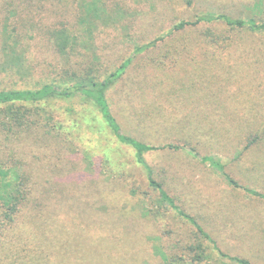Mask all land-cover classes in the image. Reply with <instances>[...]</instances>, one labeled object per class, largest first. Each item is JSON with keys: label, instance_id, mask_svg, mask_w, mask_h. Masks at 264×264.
I'll return each instance as SVG.
<instances>
[{"label": "trees", "instance_id": "obj_1", "mask_svg": "<svg viewBox=\"0 0 264 264\" xmlns=\"http://www.w3.org/2000/svg\"><path fill=\"white\" fill-rule=\"evenodd\" d=\"M118 8L114 4L108 9L104 0H0V72L16 65L10 61L23 59V42L36 34L68 60L82 55L80 35L94 37L101 24L120 17L121 36L131 35L138 21L142 24L143 17H133L140 10L128 0H120V13ZM149 8L159 14L151 26L165 21L169 27L126 43V54L112 70L75 60L82 63L68 80L0 89V264H90L98 259L103 264L104 258L113 257L104 245L117 240L120 264H260L223 252L207 228L219 214L224 222L243 216L238 202L221 197L215 205L188 180L184 195H199L194 199L200 202L198 209L214 208V214L191 213L169 192L183 173L151 164L148 156L183 153L206 164L231 191L264 200V0H161L150 2ZM52 99L88 105L103 128L132 150L156 193H143L147 206L140 218L166 221L156 226V233L140 235L133 215L116 217L117 225L94 221L81 231L73 226L74 231L64 232L58 226L48 193L62 195L52 201L54 209L62 210L60 199L73 192L71 209L85 215L93 209L95 189L91 183L80 185V178L72 183L74 190L63 185L75 162L63 154L65 138L59 134L64 119H49L37 105ZM35 146L48 149L30 156L26 150ZM81 157L86 172L95 173L98 166L91 156L89 162ZM62 186L69 191L62 194ZM44 204L49 206L42 208ZM169 217L189 227L177 232L180 227L170 226ZM90 239L97 249L91 248ZM214 253L217 261L210 263Z\"/></svg>", "mask_w": 264, "mask_h": 264}, {"label": "rangeland", "instance_id": "obj_2", "mask_svg": "<svg viewBox=\"0 0 264 264\" xmlns=\"http://www.w3.org/2000/svg\"><path fill=\"white\" fill-rule=\"evenodd\" d=\"M104 1H106L108 9L116 4L119 7L117 10L120 13V0ZM158 1L161 0H128L132 6L140 10L133 17H143L142 24L138 21V24L140 23L139 28L137 30L133 29L131 35L121 36L120 17L113 23L101 24L98 30L95 31L94 37H90L87 34L83 35V33L80 35L78 39V53L82 55L76 54L69 60L67 59V55L55 52L53 46L41 34L34 35L33 40L25 39L23 42L26 45L23 59L19 62L10 61V63H15L16 65H10L4 72H0V89L36 88L44 82H60L62 79L68 80L67 76H71L73 70L77 71L78 66L76 64L82 63L76 62L79 60H82L83 64H92L93 67L100 71L112 70L120 62V57L126 54V43H132L137 36L138 38L142 35V37L146 38L152 37L155 34L157 36L163 29L165 30L169 27L165 21L160 26H151L153 18L159 16V14H157L155 9H150L149 4L150 2ZM77 2L79 3V0ZM194 11V8H192L188 10L187 14L192 16ZM127 30L131 31L126 29L123 32H127ZM19 31L21 32V30ZM22 32L24 33L25 31L23 30ZM28 44L29 47L27 46ZM92 52L96 55H93ZM1 59L3 60L0 57V61ZM142 70V68L139 69V71ZM80 71V74L84 73L83 69H80ZM37 105L49 119H64L63 128H61L59 134V138H65L64 140L62 139V145H66L63 154L72 157L70 159L75 162L71 168V172L73 171V173L65 177L63 185H68L74 190L75 184L72 183H76L77 179L80 178V185L91 183L95 189L92 198L94 202L93 209L92 211L86 210L85 215L78 210L71 209L72 204L75 203L74 198L76 196L71 194L73 192L68 193L65 195V198L62 197L60 199V203L64 201L61 205H64L62 210H59V208L54 209V206H52V201L62 195L54 192L48 193L50 206L44 204L42 208L49 206L51 214L55 212L52 215L60 222L58 226L64 232L74 231L73 226L77 227L76 231H81L80 229L85 228V226L86 229L91 227V223L94 221L104 219L117 225L118 222L115 221L116 217L133 215L135 218L138 217L137 220L135 219V222L140 235H142V232L148 235L156 233V226L163 225V222L166 221L163 219L161 223L155 224L140 218V213L147 206L146 200L141 198L144 195L143 193L148 192L147 194H150L152 197L156 193L149 188L142 169L135 163L132 150L116 141L109 134V131L103 128V124L97 121L95 118L97 116L96 112L86 104H78L74 100L68 102L62 99H52ZM232 105L227 104V106ZM121 106L125 109L124 105ZM118 107H120V100ZM100 124L102 125L99 126ZM126 129L130 133H136L131 126H127ZM68 141L71 143H67ZM39 149L48 148L39 146L29 147L26 152L30 156H33L39 153ZM84 152H87V154H84ZM81 154L84 155L85 160L88 162L91 156L95 165L98 166L94 171L95 173H88L86 171L89 168L87 170L83 168L85 161H83ZM148 158L151 164L168 167L169 171L179 170L180 175L183 173V177L180 179L177 177L181 185H179L176 178L174 181L176 188L170 189L169 192L191 213L201 210L204 213L214 214V208L205 207L198 209L200 202H196V200H198L197 196L199 195L196 196L192 192L184 195L186 193L184 186L188 180H190L189 183L192 184L194 189L201 190L202 192L205 191L203 193L204 197L208 196L213 199L215 205L220 203L221 197L226 198V201L238 202L242 213H244L243 216H233L224 222L222 218L224 214L222 213L219 216H215L214 223L207 225V228L223 252L230 255L244 256L252 262L264 264V200L251 197L244 191H231L232 189L227 187L220 176L211 173L212 170L206 164L199 163L185 156L183 153L157 151L150 154ZM165 159L169 163L165 162ZM100 170H103L104 173L100 172ZM120 171H123V173L120 174ZM41 181L44 182V179H39V182ZM44 184L46 185V183ZM59 189H61L62 194L65 190L69 191L68 187L65 189L63 186ZM257 189L261 188L257 187ZM185 198H187L186 202H184ZM89 213L91 215L87 218ZM169 218L170 226L180 227V230L177 232L183 229L187 230L189 227L188 224L179 218ZM88 224L90 225L88 226ZM83 234L90 238L89 234ZM111 242L105 244L104 248L110 249L113 252V257L104 258L103 264H114L115 261V264H120V258L116 257H120V240ZM89 243L91 244V248H96L93 240L90 239ZM259 243H262L261 246L258 245ZM99 247H102V245ZM258 247L262 248L259 252L256 250ZM216 255L214 253L210 263L217 261ZM94 256H98L96 252ZM99 261L100 259L97 260V263L90 262V264H99Z\"/></svg>", "mask_w": 264, "mask_h": 264}]
</instances>
